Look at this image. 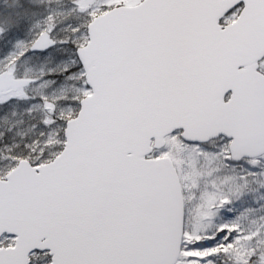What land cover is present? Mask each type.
<instances>
[{
    "label": "snow or ice",
    "instance_id": "6c2138e0",
    "mask_svg": "<svg viewBox=\"0 0 264 264\" xmlns=\"http://www.w3.org/2000/svg\"><path fill=\"white\" fill-rule=\"evenodd\" d=\"M0 264H264V0H0Z\"/></svg>",
    "mask_w": 264,
    "mask_h": 264
}]
</instances>
